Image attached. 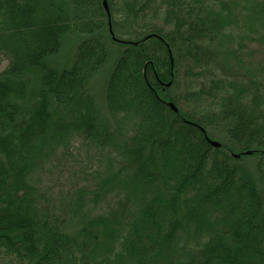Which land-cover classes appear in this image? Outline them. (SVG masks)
<instances>
[{"label": "trees", "instance_id": "1", "mask_svg": "<svg viewBox=\"0 0 264 264\" xmlns=\"http://www.w3.org/2000/svg\"><path fill=\"white\" fill-rule=\"evenodd\" d=\"M102 1L0 0V261L264 264V0Z\"/></svg>", "mask_w": 264, "mask_h": 264}, {"label": "rangeland", "instance_id": "2", "mask_svg": "<svg viewBox=\"0 0 264 264\" xmlns=\"http://www.w3.org/2000/svg\"><path fill=\"white\" fill-rule=\"evenodd\" d=\"M77 36H74V37H77ZM74 37L72 38L73 40L75 39ZM65 41H67V40H65ZM65 41H63V44H62L63 49L60 50V52L57 54L58 55L57 58L55 57L57 65H61V64L64 65V64L69 62V60L71 59L70 56L74 50L75 45L77 44L76 42L74 44H70L71 42H68V41L65 42ZM112 46L114 47L113 49L115 50L116 46H114V45H112ZM110 55H108L109 58H108L105 66H104V69H102L100 75L98 76L99 79H98L96 85L94 84L96 89L92 88L93 92L95 94L97 93L96 100L98 101L99 110H101L100 115H101V117H103L102 118L103 120H105V118H106V116H105L106 112H104V110H103V107H104L103 96H102V94H99V93H100V88L105 83L104 82L105 77L107 76V73L111 67L110 64H111L113 57L111 55V59H110ZM254 60H255V58H254ZM4 64H6V61L2 62V60H1L0 66L3 67ZM97 89H98V92H97ZM109 127H110V121H109ZM221 139H224V138H221ZM80 150H82V151L75 153L76 157H74L73 160H72V157H71V159L68 157L67 161L63 160V156L57 153L55 157L51 158L47 162V164L45 165V168H44V176L46 177V180L49 179L47 181V184H51V185H54V187H56V185H59V182H65L70 178V174H71L70 172H78L80 168L90 166L92 163L97 165L100 168H103L105 165H107L108 161H107V158L105 155L101 154L103 157H99L98 161H96L97 159L95 157H93L91 160H89V159H86V154H85V152H88L87 148H84L82 146V147H80ZM71 154H72V152H68V155H71ZM71 160H72V162H71ZM251 161H252V157L244 159V162H246V164H250ZM65 203H66V201H65ZM0 264H7V263L0 261Z\"/></svg>", "mask_w": 264, "mask_h": 264}, {"label": "water", "instance_id": "3", "mask_svg": "<svg viewBox=\"0 0 264 264\" xmlns=\"http://www.w3.org/2000/svg\"><path fill=\"white\" fill-rule=\"evenodd\" d=\"M102 4H104V6H105V9L108 11V4H107V1L106 0H103L102 1ZM170 83L168 82V83H166V85H169ZM168 105L172 108V109H174L175 111H178V108L174 105V103L172 102H169L168 103ZM201 128V130L205 133V129L203 128V127H200ZM205 138H207L208 140H209V142L211 143V145L212 146H214V147H217V146H220V142L217 140H213V139H211V138H209L208 136H207V134H205ZM245 153H249V151H246ZM234 156L235 157H237L238 155L237 154H234Z\"/></svg>", "mask_w": 264, "mask_h": 264}]
</instances>
